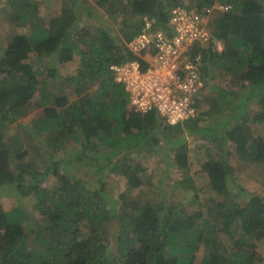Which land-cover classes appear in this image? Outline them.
<instances>
[{
  "label": "trees",
  "instance_id": "trees-1",
  "mask_svg": "<svg viewBox=\"0 0 264 264\" xmlns=\"http://www.w3.org/2000/svg\"><path fill=\"white\" fill-rule=\"evenodd\" d=\"M4 1L9 25L27 30H11L0 48V192L11 188L29 198L33 211L0 203V264H194L199 257L200 264H264L258 252L264 197L231 185L235 171L226 154L215 158L205 151L200 171L210 191L200 208L153 198L148 187L129 195L149 184L141 150L162 144L156 131L177 147L173 165L179 169L192 165L188 128L201 132L208 146L222 149L232 141L241 156L264 164V137L247 126L264 125V0H93L119 31L103 21L94 26L86 0H62L60 14L48 23L36 1ZM176 7L211 12L212 30L209 45L196 41L191 48L202 54L204 86L192 100L196 115L170 124L156 109L131 107V93L113 66L138 60L145 70L144 51L135 53L128 43L145 27V17L170 30ZM75 54L77 71L63 79L55 65L41 63L55 55L70 62ZM239 88H245L240 95ZM34 110L30 126L21 123ZM220 113L227 114L222 127L204 124ZM230 113L243 120L227 128ZM87 163L95 167L83 170ZM109 170L128 183L113 200L103 177ZM189 186L195 187L192 180Z\"/></svg>",
  "mask_w": 264,
  "mask_h": 264
},
{
  "label": "rangeland",
  "instance_id": "rangeland-1",
  "mask_svg": "<svg viewBox=\"0 0 264 264\" xmlns=\"http://www.w3.org/2000/svg\"><path fill=\"white\" fill-rule=\"evenodd\" d=\"M38 4V13L40 15V18L42 20L49 22V20L60 14L61 12V6H62V0H34ZM4 0H0V48L2 44L7 39L8 34L11 32V30L17 29L21 31H25L27 29H22L24 27H16L11 26L6 21L2 5L4 4ZM89 5L92 4L93 8V17L90 18V21L93 23L94 26H96V22H104L105 24H110L113 28V31H119L120 27L117 23H112V19L108 18L107 14H105L104 9L99 8L93 0H86ZM82 13H85L84 10L79 11ZM211 12H209L208 16L206 17V27L207 30L211 33L212 25L211 23ZM84 15V14H82ZM83 19L81 18V21ZM210 21V23H209ZM84 25L83 21L78 25L77 31ZM73 36L75 39H77L78 33L76 31L73 32ZM79 36V35H78ZM221 46H223V43L219 42ZM35 62V61H34ZM79 55L75 54L74 59L70 62H62L57 55L53 56L52 59L48 57H43L41 59L42 65L46 66H53L55 65L58 69V78L57 79H63L66 76L74 75L77 71V65L79 63ZM41 73L46 74L47 70L43 67L40 69ZM218 77L221 78V75L219 74V71L217 72ZM229 76V75H228ZM226 77V76H225ZM229 79V77H228ZM226 84V80L224 81ZM71 86H68L69 90V96L71 99L75 98V93L72 92V89H70ZM245 88H239L238 94L240 95ZM211 91L208 90V94H210ZM248 107V106H247ZM240 108L243 109L241 106ZM35 109V108H34ZM225 113H229V110L226 109ZM214 114V116H211L210 118H207V120L204 122V124L211 126V127H222L223 124L221 122V119L223 117H226L227 114ZM35 110L31 112L29 115L25 116L24 119H21V123L24 125L30 126V120L34 117H36ZM237 115H234L233 113H230L227 117L229 120V125L227 128L232 127L233 125L240 124L243 120L242 116L236 117ZM249 130L252 129L253 133L255 135H259L261 137H264V125L263 124H255L252 121H249L247 124ZM189 130H185L186 132V142L188 144V153L190 160L192 161V165L190 167V170L186 169H179L178 167H175L173 165L174 162V154L175 149L177 147H174V144L170 139L164 138L163 136L159 135V132L156 131L157 136L162 140V144H159L158 147L155 149L147 150L143 148L141 152L145 154V160L144 162L148 164V185H145L143 188H136L134 190H131L129 195L131 197H136L139 192L142 189L147 190H153L154 195L153 198H156L158 200L163 199L167 203L170 201H178V203L181 201V203L186 204V208L189 211H192L194 209L200 208L201 205L203 206V201L207 198L206 196L209 195L210 189L207 188L208 185V178L206 176V173L201 172L200 169L201 165L200 163L202 161H205L208 159V155H206L205 151L211 152L209 156H214L215 158H219L222 155L225 157V154L228 157V162L233 165L234 167V180H232L231 185L234 187L237 186L238 188H242L243 191L246 193H256L260 194L264 197V164L263 162L257 163V162H251L249 161L248 156H241L238 153V150L236 148L237 145H235L234 142L231 141V146L228 142H226V146L222 149L220 147H216L215 144L213 146H208L209 142L204 137V135L201 132H195L188 128ZM209 131L213 132V128H211ZM155 135V134H154ZM37 140L39 141V135L35 136ZM156 137V136H155ZM219 139V138H218ZM218 142V141H216ZM47 147V145H45ZM35 151V150H34ZM129 151H134L133 149H129ZM128 151V152H129ZM43 151L41 152V154ZM146 153L148 155H146ZM41 154L39 157H41ZM134 153L132 152V155ZM38 157V158H39ZM43 164V162H42ZM88 164V163H87ZM84 167L83 170L87 168H93L95 167L94 164H88ZM175 164V163H174ZM198 171H200L198 173ZM91 179V182L93 184L97 185L96 182H94V175L93 178L89 176ZM104 181L107 183H110L109 188V197L110 199L116 198V196H119L120 192L127 191L128 183L121 178V176L114 172H107L105 173ZM88 178V177H87ZM193 182L194 188L190 190V188L187 190V187L189 186V183ZM236 187V188H237ZM195 191H197V195L195 196ZM0 203L3 204V206L7 208H13L18 205L25 208L27 211H33V205L31 204V201L27 197H19L14 190L11 188H4L2 192H0ZM201 204V205H200ZM118 205V204H117ZM37 211L34 209V215L35 218L38 217L36 213ZM37 214V215H36ZM222 239H227L226 235H222ZM260 247L258 249V252L260 254H264V241H261ZM201 258H197L194 262V264H200Z\"/></svg>",
  "mask_w": 264,
  "mask_h": 264
},
{
  "label": "built area",
  "instance_id": "built-area-1",
  "mask_svg": "<svg viewBox=\"0 0 264 264\" xmlns=\"http://www.w3.org/2000/svg\"><path fill=\"white\" fill-rule=\"evenodd\" d=\"M228 5L219 8L227 10ZM202 10L176 7L172 10L165 31L155 28L145 17V27L128 43L135 52L142 53L148 62L142 70L140 61L134 60L122 66H113L116 79L126 83L131 93V107L139 111H156L170 124L187 120L196 115L192 106L193 96L204 86L198 65L200 51L192 54L196 41L204 47L209 45L211 33L206 27V17ZM216 49L223 46L216 43Z\"/></svg>",
  "mask_w": 264,
  "mask_h": 264
}]
</instances>
